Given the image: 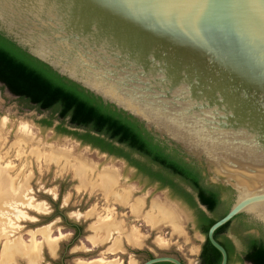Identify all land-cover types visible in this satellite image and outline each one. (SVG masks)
I'll return each instance as SVG.
<instances>
[{
	"label": "water",
	"instance_id": "obj_1",
	"mask_svg": "<svg viewBox=\"0 0 264 264\" xmlns=\"http://www.w3.org/2000/svg\"><path fill=\"white\" fill-rule=\"evenodd\" d=\"M0 34L229 189L220 264L217 229L264 228V0H0Z\"/></svg>",
	"mask_w": 264,
	"mask_h": 264
},
{
	"label": "rangeland",
	"instance_id": "obj_2",
	"mask_svg": "<svg viewBox=\"0 0 264 264\" xmlns=\"http://www.w3.org/2000/svg\"><path fill=\"white\" fill-rule=\"evenodd\" d=\"M4 118L30 123L40 135L50 136L49 142L66 140L82 151L88 161L99 164L100 169L110 166V162L115 168L122 166L126 171L121 178L119 189H130L132 192L130 203L125 205L112 198L107 200L100 190L79 189V181L72 172L61 169L56 164L41 162L34 156L19 159L14 150L8 157L5 156L15 138L13 133L4 139L1 136L0 155L3 159L0 160V166H5L9 161L15 165V170L8 172L5 169V172L17 179L15 187L19 186L15 189H19L20 186L21 188L16 194L15 190L5 188L3 178L0 177V216L4 206L8 204V197H16V201L19 202L17 215L14 214L7 220L6 234L0 236V264H30L29 257L32 255H25L22 247L31 249L37 241L40 244L38 264H81L80 260H93L98 257H105L107 260L117 258L122 264H142L154 256L177 257L185 264L199 263L200 248L205 241V235L196 227L198 214L196 210L190 209L171 196L167 188L148 181L125 158L101 152L77 137L61 132L58 127L63 120L56 114L31 107L11 95L0 84V121ZM45 121L51 123L46 124ZM64 126L74 130L67 121H64ZM5 139L9 142L2 146V140ZM133 158L141 160L137 154H133ZM1 167L0 169L4 170ZM131 203L140 205L139 214L136 215L130 210ZM156 203L179 210L182 220L180 231L175 232L168 223H161L160 227L156 228L147 223L146 217L148 218L150 212L154 211L153 205ZM109 215L123 226L124 232L121 234L114 232L108 239L103 240L105 232L96 229L98 227L96 223L102 222L100 219ZM211 216L216 217L215 214ZM71 224L80 225L82 233L70 245L73 238ZM131 232L141 234L138 243L126 241V235ZM61 233L63 238L57 242L54 249H51L49 238L59 236ZM118 237L121 244L111 254L108 251L113 248ZM93 239L96 240V244L92 243ZM12 241H18V249L14 255L9 253L8 249ZM230 264L249 263L235 256Z\"/></svg>",
	"mask_w": 264,
	"mask_h": 264
},
{
	"label": "trees",
	"instance_id": "obj_3",
	"mask_svg": "<svg viewBox=\"0 0 264 264\" xmlns=\"http://www.w3.org/2000/svg\"><path fill=\"white\" fill-rule=\"evenodd\" d=\"M0 83L11 95L31 107L56 114L63 120L58 127L61 132L71 134L101 152L125 158L139 173L148 176L152 181L161 182L162 186L173 185L174 177L191 186L207 211L218 215L212 217L198 210L201 216L199 230L206 237L201 264H220L221 254L207 239V232L213 223L227 213L228 199H220L221 188L218 186L203 185L198 167L192 162H186L178 149L171 148L165 142L154 138L132 117L104 104L100 98L60 77L2 34H0ZM64 121H67L74 130L66 128ZM133 154L139 155L141 160H135ZM182 194L193 207H197L190 194ZM231 222L216 230L214 234L216 240L219 241V235ZM249 240V249L244 253L242 261L249 264H264V242L252 237ZM219 243L226 249L230 264L231 247L221 241ZM150 256L152 257L151 254Z\"/></svg>",
	"mask_w": 264,
	"mask_h": 264
},
{
	"label": "bare ground",
	"instance_id": "obj_4",
	"mask_svg": "<svg viewBox=\"0 0 264 264\" xmlns=\"http://www.w3.org/2000/svg\"><path fill=\"white\" fill-rule=\"evenodd\" d=\"M7 130L9 131L7 132ZM10 133L14 134L15 140L11 143L9 147L10 149L8 148V150L5 152V156L8 157L11 151L14 150L16 156L19 159H21L22 157L28 158L29 156H34L41 162L56 164L58 167H61V169L69 170L72 172L73 176L79 181V189H97L103 192L107 200H111L112 198L120 204L127 205L130 203L132 191L130 189H119V186L121 185V178L124 176V172L126 171H124L122 166L115 168L109 161L110 166L102 167V169H100L99 164H94L91 161H88L82 151H79L75 147V145H70V143H68L66 140L61 138L62 140L49 142V140L51 139L49 138L50 136L48 137L40 135V133L35 128H33L30 123L26 121H17L11 120L10 118H4L0 121V137L3 136L4 139L7 135H10ZM8 142L9 140L5 139V141L2 140L1 144L2 146H5L8 144ZM2 159L3 158L0 155V160ZM1 168L4 169H0V177L3 178V185L5 186V188L7 187L10 190H15L14 192L17 194L21 186L19 187V189H17V191L15 189L19 186L18 185L15 187L17 179L9 176L8 173L5 172V169L8 172H12V170H15V165H13L11 161H9L5 166ZM18 205L19 202L16 201V197H8V204L4 206L3 212L0 216V236L6 234V226H8V223L6 222L14 214L17 215L19 207ZM129 206L131 207L130 210L134 214L137 215L141 212L139 211V204L131 203ZM154 207L156 209V212L154 214L150 213L149 217H146V221L150 226L156 228L160 223H168L175 232L180 231V223L182 220L180 217V212L177 208H170V210L168 211L167 209L162 208L159 204H157V206L154 205ZM15 218L18 219L17 216ZM100 220L102 222L96 223V225H98L96 229H100L101 231L105 232V237L103 240L108 239L114 232H118L119 234L124 232L123 226L120 223L115 222L114 217L109 215L101 218ZM61 238H63L62 233L59 236L50 237L48 242L50 248L54 249L57 242L60 241ZM125 239L129 243H138L141 239V234L137 232H131L129 235H126ZM91 241L93 244H96L95 239ZM165 242L166 241H164V243ZM120 244L121 239L120 237H118L116 241H114L113 248L108 252L113 253L114 250L119 248ZM39 245V241H37L31 249L22 247L25 255H32V257H29L30 264H38L40 253ZM8 249L9 253L14 255L18 249V241L10 242ZM80 263L122 264V261L117 258L107 260V258L105 259V257H98L93 260H80Z\"/></svg>",
	"mask_w": 264,
	"mask_h": 264
},
{
	"label": "flooded vegetation",
	"instance_id": "obj_5",
	"mask_svg": "<svg viewBox=\"0 0 264 264\" xmlns=\"http://www.w3.org/2000/svg\"><path fill=\"white\" fill-rule=\"evenodd\" d=\"M198 166V165H197ZM136 169V168H135ZM137 170V169H136ZM198 170L200 172V180L203 185H208L211 186L207 183L206 179V174L205 170L202 166H198ZM138 171V170H137ZM139 172V171H138ZM148 181H152L148 176L143 175ZM173 185H165L162 186L161 182L159 181H153L155 184H157L160 187H165L168 189L170 192L171 196H173L175 199H177L179 202L184 203L186 206H188L192 210H196L198 214V220L196 221V227L199 229L200 226V221H201V216L198 213V210H201L205 212L207 215L211 216L213 215L212 212L207 211L206 207L205 209L201 208L199 204H201L198 200L197 197V192L193 190L191 186H189L187 183L181 181L178 177L173 178ZM219 188H221L220 191V199L221 200H226L228 199V191L229 189L222 186V185H216ZM182 193H187L190 194L194 201L197 204V207H193L187 200V198L182 194ZM202 205V204H201ZM216 217L218 215L215 214ZM214 217V216H212ZM71 228L73 230V238L70 241V245L78 236L81 235L82 233V227L78 224H71ZM252 230H256L258 233L255 234L252 232ZM253 238L255 240H260L264 242V228L261 226H257L256 224L252 223L247 217L240 215L236 217L235 219L232 220L230 225L227 227L226 230H224L220 235H219V241L227 244L228 246L231 247L232 251V260L235 256H237L239 259H242L244 256V253H246L249 249V243H250V238ZM206 238V237H205ZM204 243L203 242L201 248H200V253H199V263H202V256H203V250H204ZM109 254V253H106ZM113 254V253H111ZM183 262V261H182Z\"/></svg>",
	"mask_w": 264,
	"mask_h": 264
},
{
	"label": "crops",
	"instance_id": "obj_6",
	"mask_svg": "<svg viewBox=\"0 0 264 264\" xmlns=\"http://www.w3.org/2000/svg\"><path fill=\"white\" fill-rule=\"evenodd\" d=\"M157 204H159L162 208H164L165 209V205L163 204V206H162V204L161 203H156V204H154L155 206H157ZM154 205H153V207H154ZM168 206V205H167ZM167 208V210L169 211L170 210V208H175V207H171V206H168V207H166ZM152 212V211H151ZM150 212V213H151ZM156 212V209H155V207H154V211L152 212L153 214ZM161 224V223H160Z\"/></svg>",
	"mask_w": 264,
	"mask_h": 264
}]
</instances>
